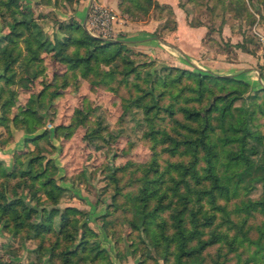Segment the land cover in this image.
<instances>
[{
    "label": "trees",
    "instance_id": "trees-1",
    "mask_svg": "<svg viewBox=\"0 0 264 264\" xmlns=\"http://www.w3.org/2000/svg\"><path fill=\"white\" fill-rule=\"evenodd\" d=\"M13 1L0 0V14L8 9V19L4 21L9 26L0 36V105L6 104L12 95L9 89V96L2 98L4 86L14 82L16 65L28 69L42 51L82 76H90L93 84L108 83L118 73L125 82L129 75L141 79L132 82L137 94L126 105L131 103L141 109L146 125L143 133L153 144H162L161 149L167 154L186 155V159L166 160L161 168L157 161L142 167V173L136 177L139 181L136 191L126 194L133 207L128 223L137 231V237L166 264H205L203 250L222 242L228 250L236 249L237 245L250 248L243 258L244 251L236 253L237 264H264V221L256 225L254 237L245 226L248 215L254 211L264 216V135L257 127L264 128V84L252 89V101L246 103L243 95L251 84L240 76L172 65L161 78L153 79L152 89H158L152 94L143 85L146 78L140 76L139 65L134 63L124 41L90 35L75 21L65 23L68 29L63 38L50 39L33 17L14 7ZM244 1L228 3L235 2L245 10ZM117 6L132 19L152 16L149 14L153 6H158L170 15L169 25L166 16L163 17V28L176 26L172 7L157 0H119ZM188 22L201 24V20ZM235 45L245 51L253 50L242 41ZM102 64L109 65L108 69L102 68ZM259 64L264 69V63ZM164 94L168 95L166 103L160 102ZM238 100L240 103L236 105ZM165 118L172 121L171 127L163 125ZM45 133L25 140H39ZM21 155L14 153V160L21 163L19 159L24 156ZM42 160L40 155H30L15 180L28 189V195L6 192L8 179L16 172L4 170L0 162L2 228L11 236L36 239L38 259L46 257L44 264L97 263L107 258L105 249L92 237L94 231L85 222L78 224L79 218L72 215L81 210L65 206L57 219L46 217L39 210L36 191L41 190L49 204H54L63 190L51 177L55 165L49 170L50 160H46L45 166ZM119 169L120 166L110 169L114 193L119 192V179L115 176ZM36 181L38 186L34 187ZM257 186L258 196H248ZM242 189L246 197H239L227 206L233 197L241 195ZM242 214L243 218L238 219ZM223 224L226 230L219 231L218 226ZM227 228L234 232L228 234ZM221 254L218 247L210 264H220L217 257ZM0 264L7 263L0 260Z\"/></svg>",
    "mask_w": 264,
    "mask_h": 264
},
{
    "label": "rangeland",
    "instance_id": "rangeland-1",
    "mask_svg": "<svg viewBox=\"0 0 264 264\" xmlns=\"http://www.w3.org/2000/svg\"><path fill=\"white\" fill-rule=\"evenodd\" d=\"M78 1L14 0L13 5L20 12L33 17L46 37L56 39L64 37L68 29L65 23L71 21L78 22L88 34L90 31L95 32L85 22L90 7L84 19L76 14L75 5ZM228 1L190 0L187 2L191 9L190 20L192 22L203 20L207 23L209 30L206 34V42L211 46L217 44L227 50L229 47L232 50L231 46H234L237 50L245 51L235 45L242 41L246 47L253 49L245 52L255 54L256 50L260 49L262 53L264 42L260 34H264L262 14L264 0H245V10L240 9L237 3H228ZM92 4L94 2L90 5ZM7 11L8 9L1 10L0 36L9 29L4 21L8 19ZM113 11L115 12L114 9ZM247 12L250 15L246 14ZM167 13V10L153 6L149 15L166 16V23L169 25L170 15ZM252 17L255 20L253 22H251ZM123 18L128 21H141L146 19V16L132 19L118 8L111 35L113 39L125 42L134 63L139 65L140 76L146 78L143 85H146L147 90L152 94L158 89V87L152 89L153 79L161 78L168 66L195 70L196 67L192 65L184 67L171 64L165 61L164 56L153 51L140 50L128 42L121 33L119 20ZM224 22L229 24L231 32L235 33L236 42H225L222 39L219 42L217 39L219 28ZM163 27L164 24L158 30L159 33L156 30L153 33L160 34ZM235 55L233 51L227 57ZM201 64L207 67L206 64ZM259 66L260 64L257 63L258 69ZM101 67L108 69L109 65L102 64ZM0 73H2L1 69ZM120 77L118 73L108 83L93 84L90 76L84 77L79 71L69 69L67 65L53 60L51 54L46 51H42L28 69L17 64L14 82L4 86L2 98L9 96V89L12 90V95L9 96L6 104L0 105V145L11 139L20 144L18 148L13 149L10 164H6V161L0 158L1 168L16 172L14 177L8 179L9 184L5 189L9 195L14 192L28 195V189L16 184L15 180L23 171L29 156L40 155L43 157L42 166L47 164L46 160H50L47 164L49 170L53 169L52 164L55 165L51 177L63 187V190L59 195L58 203L54 204H49L41 190L36 191L40 199L36 201L39 210H42L44 216L55 219L62 215V208L65 206L81 210L80 213L72 215L79 218L78 224L85 222L94 231L92 237L96 238L107 254V258L99 259L97 263L94 262L95 264H166L162 258L155 255L152 247L145 246L144 242L139 240L137 231L128 223L133 207L130 205L131 199L126 194L136 191L139 184L136 177L142 173V167L157 161L161 168L166 160H184L186 155H169L161 149L162 144H153L145 136L143 131L146 125L142 119L141 109L131 103L126 105V101L137 94L132 82L141 79L129 75L125 82ZM1 83L2 81L0 85ZM260 86H251L247 89L248 91L243 95L246 103L252 101L250 97L253 93L252 89ZM254 100L259 101V98ZM167 101V94L161 96L160 102ZM239 103L240 100L236 105ZM166 118L162 120L163 125L171 127L172 121ZM257 121L260 122L261 119L257 118ZM257 127L264 135L263 126ZM43 132L46 133L39 140H25L26 137ZM14 153L20 157L21 154L24 155L19 159L21 163L14 160ZM112 166H120L115 174L119 179L118 193H114V184L109 176ZM37 186L36 181L34 187ZM240 191L241 195L233 197L227 206L239 197H246L242 194L244 190ZM259 192L260 187L257 186L247 195L257 197ZM243 216L242 214L237 218L241 219ZM262 221L264 216L257 211L248 215L245 226L249 227L251 236H256L255 227ZM217 229L226 230L224 224ZM0 230L2 231L0 260L7 264H44L43 260L46 257L38 259L36 239L31 236L23 238L17 235L11 236L2 228L1 223ZM232 232L233 229L227 228L228 234ZM218 247L219 252L222 253L217 257L220 264H237L236 253L244 251L241 256L243 258L250 250L244 245H237L236 249L228 250L223 242L214 244L203 250L205 264H210ZM94 263L83 262V264Z\"/></svg>",
    "mask_w": 264,
    "mask_h": 264
},
{
    "label": "crops",
    "instance_id": "crops-1",
    "mask_svg": "<svg viewBox=\"0 0 264 264\" xmlns=\"http://www.w3.org/2000/svg\"><path fill=\"white\" fill-rule=\"evenodd\" d=\"M119 0H79L76 7V14L86 17L89 5L92 2L96 4L109 6L118 12L117 2ZM180 0H157L158 3L168 4L172 7L176 26L174 29H163L160 34H154L153 31L163 26L165 18L149 16L141 21H128L121 19L120 28L123 38L132 43L140 50L154 52L160 56H164L165 61L171 64L186 67L192 65L202 69L209 70L215 74H229L240 76L247 80L251 86L264 84V69H258L256 64L264 63V49L260 53V49L255 54L237 50L231 46L228 50L221 48L219 45L211 46L206 42V34L209 26L203 20L201 24L190 25V6L187 2H179ZM264 16V9L262 12ZM218 31L217 39L225 42H236L235 33L231 32L229 24L224 22ZM159 33V32H158ZM233 51L236 55L227 57ZM201 63L206 64L204 67ZM19 136V135H18ZM22 136V135H21ZM20 144L12 139L0 145V158L10 164L11 154L14 148H18ZM0 230V236H1ZM1 241V240H0Z\"/></svg>",
    "mask_w": 264,
    "mask_h": 264
},
{
    "label": "built area",
    "instance_id": "built-area-1",
    "mask_svg": "<svg viewBox=\"0 0 264 264\" xmlns=\"http://www.w3.org/2000/svg\"><path fill=\"white\" fill-rule=\"evenodd\" d=\"M89 7L90 11L85 22L89 28H92L95 31H90V34L104 40L113 39L111 30L113 28L116 13L112 8L105 5L95 4V2ZM260 38L264 42V34H260Z\"/></svg>",
    "mask_w": 264,
    "mask_h": 264
}]
</instances>
